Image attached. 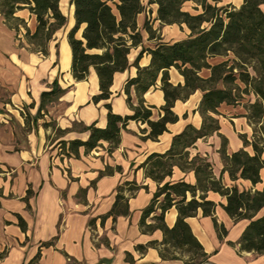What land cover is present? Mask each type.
I'll return each mask as SVG.
<instances>
[{"label":"crops","instance_id":"1","mask_svg":"<svg viewBox=\"0 0 264 264\" xmlns=\"http://www.w3.org/2000/svg\"><path fill=\"white\" fill-rule=\"evenodd\" d=\"M63 1L60 7L64 13ZM243 1L221 0L218 6L239 7ZM195 7L198 8L197 5ZM69 9V16L73 19L71 30L75 24L74 6L69 4ZM261 9L264 12V5ZM199 13L201 8L194 14ZM154 14H157V8ZM17 17L24 19L32 32L36 30V18L28 9L19 11ZM171 27L179 32L183 30L184 34L174 42L187 38L191 33L184 24ZM24 34V29L17 34L0 17V91L5 89L10 93L8 102H0V167L3 171L0 173V264H184L179 260L162 259L157 248L149 247L150 242H162L160 230L144 233L140 228L144 209L150 205L158 187L162 186L148 178L141 165L151 154L167 152L173 137L187 125L201 127L202 118L196 110L203 93L196 91L188 99L175 102L173 112L180 120L168 124V131L157 141L144 139L147 134L141 130L146 129L148 133L149 127L132 121L122 131L121 143L112 153H109V143L102 142L89 153L81 147L79 156L67 157L61 153L59 142L87 141L90 132L84 127L92 124L105 128L106 103L111 104L115 114L126 116L133 113L124 89L128 80L137 76V69L130 67L117 73L111 87V99L96 104L92 99L100 94L98 76L91 69L87 80L76 81L73 78L72 53L67 37H63L67 44H62L63 38L58 42L56 33L47 44V55H43L37 47L26 42ZM155 45L143 44L145 48H154ZM141 48L132 50L129 56L131 63ZM150 60L151 57L145 55L140 66H148ZM223 60L215 57L210 59V63L217 64ZM207 73L209 76L210 71ZM169 74L173 85H184L183 76L175 68ZM56 81L67 90L58 101L59 112L52 116L51 110L42 111L39 117L42 93L50 91ZM131 98L137 105L134 89ZM144 99L155 107L153 120L163 116L161 108L166 101L160 80L144 95ZM222 106L226 111L225 116L219 118L220 133L227 138V152L232 154L244 148L240 134L251 140L253 129L245 117L247 111L243 106ZM51 122L66 132L58 135L52 128L44 127V123ZM221 145L222 139L218 134L200 139L190 149V157L200 156L211 162L214 175L217 178L222 176L225 187L263 191L264 168L260 172L261 183L255 186L244 179L233 181L228 172L223 173L224 165L219 153ZM246 150L253 154L251 146ZM107 168L113 172L106 174ZM180 181L197 184L194 171L174 167L172 176L165 182ZM127 182H135L140 189L131 195L125 185ZM120 186H124L123 194L128 198L129 215H119L114 219L108 215ZM200 195L198 192V198ZM206 196L216 204L215 217L225 227L227 235L220 240L212 217L204 216L202 210L186 221L209 255V261L213 264H264V255L240 252L238 242L249 221L235 223L229 217L223 208L227 204L226 197L213 191L207 192ZM177 218L178 211L173 207L166 213L165 223L172 228ZM20 219L25 222L26 230L21 228ZM151 223L149 219L148 224ZM229 243H234V246ZM139 245L147 247L146 250H137Z\"/></svg>","mask_w":264,"mask_h":264},{"label":"trees","instance_id":"2","mask_svg":"<svg viewBox=\"0 0 264 264\" xmlns=\"http://www.w3.org/2000/svg\"><path fill=\"white\" fill-rule=\"evenodd\" d=\"M220 1L150 0L149 4L157 6L156 21L162 25L184 24L191 33L187 38L172 43L158 39L154 48H145L138 26V17L145 11L142 0H70L74 6L75 20L67 35L72 53L71 74L76 81H85L91 69L96 72L100 94L93 97V102L97 104L111 99V87L117 73L135 67L137 76L129 79L124 89L133 113L126 116L115 114L111 104L106 103L107 126L100 128L92 124L84 127L90 132L87 141H60L63 155L77 157L81 147L89 153L102 142L109 143V153H112L121 143L122 131L132 121L149 127L148 133L146 129L141 130L147 134L144 139L157 141L168 131V124L180 120L173 112L175 102L188 99L196 91L203 93L196 110L202 118L201 127L187 125L180 134L173 137L167 152L153 153L141 165L146 176L162 186L158 187L150 205L144 209L140 228L144 233L160 230L163 233L162 242H150L149 247L157 248L162 259L179 260L184 264H213L186 221L195 217L199 210H202L204 216L212 217L220 240L227 235V230L215 217L216 204L207 199L209 191L226 197L227 204L223 208L235 223L249 221L238 242L240 252L264 255V190L241 191L236 186L225 187L222 176L217 178L214 175L211 162L200 156L190 157V149L197 141L218 134L222 139L219 153L224 165L223 173L228 172L233 181L244 179L254 186L261 183L260 172L264 168V12L261 6L264 0H244L239 7L218 6ZM60 2L0 0V17L17 34L24 29L26 42L47 55V44L67 25V17L61 10ZM187 2L196 3L201 13L185 11L184 4ZM23 9H28L36 18L34 32L28 28L24 19L17 17V13ZM144 30L150 41L156 38L154 29L147 22ZM139 47L142 48L131 63L129 56L133 49ZM230 54L233 55L232 64L229 59L217 64L210 63L212 58H226ZM145 55L151 57L150 64L141 67L140 61ZM172 68L183 76L184 85L175 86L170 82L169 71ZM203 70L210 71V75L203 77ZM159 80L166 104L161 108L163 116L153 120L155 107L146 103L144 95ZM132 89L138 97L137 105L132 102ZM66 92L58 81L50 91L43 92L38 116L42 115L48 104L59 101ZM244 94L256 97L254 102L245 106V117L253 128V139L248 140L246 135L240 134L244 148L229 154L228 140L220 133L219 108L222 105H240ZM44 127L55 129L58 135L66 132L52 122L44 123ZM249 146L253 154L246 150ZM174 167L194 171L197 184L165 182L172 176ZM112 172L111 168L105 171L106 174ZM125 185L131 195L140 189L135 182H127ZM123 188L119 187L116 202L108 215L114 219L119 215H129L128 198L123 194ZM198 192L201 193L199 198ZM173 207L178 211V218L174 227L169 228L165 223V215ZM261 212L263 214L259 215ZM149 219L152 220L151 224H148ZM20 226L26 230L22 219ZM229 244L234 246V243ZM146 248L143 245L137 246L141 252Z\"/></svg>","mask_w":264,"mask_h":264},{"label":"rangeland","instance_id":"3","mask_svg":"<svg viewBox=\"0 0 264 264\" xmlns=\"http://www.w3.org/2000/svg\"><path fill=\"white\" fill-rule=\"evenodd\" d=\"M149 1L150 0H142V4H143V6L145 8V11L141 14V17H140V25H141L140 26V30L143 33V44H155L156 42H158V39L162 40V42H165V43H172L176 39L183 37V35H184L183 34V30H181L179 32L177 29L174 30L171 27V25H162L160 22H156L155 18H157V14L155 15L154 11L156 10L157 6L149 4ZM69 4H70V0H64L62 2V9H63L64 13L68 17H67V25L64 28H62L57 34L56 40L58 42H60L63 37H67V34H68L70 28L73 25V19H72V17L69 16V10H71V9H69ZM195 5H197V4L194 3V2L186 3L184 5V10L185 11H189V12L194 14L195 10H198V11L200 10V7L197 5L198 8L196 9ZM145 22H147L149 24V26H151L154 29V31H155V37L156 38L154 40H152V41H150L148 39L149 35L144 30ZM66 40H67L66 38H63L62 44H67ZM223 59L224 60H228V59L231 60V64H232L233 55L230 54L228 57L223 58ZM207 71L208 70H203L201 75L203 77H207V74H208ZM250 72H251V70H250ZM240 86L242 88H244V86L241 83H240ZM9 96H10L9 91H5V89L1 90L0 91V102L1 103L8 102L9 101ZM255 100H256V97L253 94H244L243 95V100H242L240 105L245 108V106L247 104L252 103ZM50 110L52 111V116L55 115L56 112H59V103H58V101L50 103V104L47 105V108H46L45 111L49 112ZM245 110H246V108H245ZM225 111H226L225 106H221L219 108V114H220L219 118L221 117V115L225 116ZM52 130H55V129L52 128ZM250 138L252 140L253 139V135Z\"/></svg>","mask_w":264,"mask_h":264}]
</instances>
